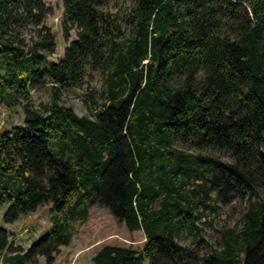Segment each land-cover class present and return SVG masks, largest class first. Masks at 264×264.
<instances>
[{"label": "trees", "instance_id": "16d2710c", "mask_svg": "<svg viewBox=\"0 0 264 264\" xmlns=\"http://www.w3.org/2000/svg\"><path fill=\"white\" fill-rule=\"evenodd\" d=\"M108 1L62 0L63 35L75 37L53 62L43 0H0V100L23 111L0 131L2 221L50 205L25 250L0 228L1 264H52L90 206L144 236L140 250L104 245L93 264H264V0H132L122 23ZM95 71L101 101L83 93L93 118L59 103ZM47 84L34 107L30 91ZM237 200L218 248L177 242L200 204Z\"/></svg>", "mask_w": 264, "mask_h": 264}, {"label": "rangeland", "instance_id": "374dc122", "mask_svg": "<svg viewBox=\"0 0 264 264\" xmlns=\"http://www.w3.org/2000/svg\"><path fill=\"white\" fill-rule=\"evenodd\" d=\"M48 11L44 24L53 31L55 48L51 53H45L48 61H56L62 57L64 47L75 37L73 31L66 36L61 29L62 0H43ZM132 5V0H109L103 7L111 13H117L119 22ZM34 28L28 23L22 30L23 37L29 41L34 37ZM103 76L99 72H90L84 83L77 88L61 91L59 103L71 108L77 115L94 117V112L89 110L84 102L83 93L93 90L97 102L103 87ZM31 103L40 107L49 102L51 86L34 88L30 91ZM23 123L22 106L6 107L0 100V131L11 124ZM191 185V184H190ZM189 186L186 185V190ZM50 205L43 204L35 211L20 216L13 224H4L2 215L6 209H0V228L7 230L13 248L25 250L31 243L38 240L50 226ZM243 204L234 201L232 204L218 203L213 206L212 201L206 205L200 204L199 219L191 230L184 228L177 237V242L182 246L195 250L199 255H204L211 248L220 246L219 230L232 226L239 217ZM74 234L71 242L61 246L52 264H93L91 258L104 245L131 247L140 250L144 243L141 230L129 231L122 222L114 219L108 209L99 206H90L88 217L84 223L72 222ZM1 264V262H0ZM37 264H44V259L39 258Z\"/></svg>", "mask_w": 264, "mask_h": 264}, {"label": "crops", "instance_id": "0c3cea01", "mask_svg": "<svg viewBox=\"0 0 264 264\" xmlns=\"http://www.w3.org/2000/svg\"><path fill=\"white\" fill-rule=\"evenodd\" d=\"M15 222H16V221H14L13 223H15ZM13 223H12V224H13Z\"/></svg>", "mask_w": 264, "mask_h": 264}]
</instances>
